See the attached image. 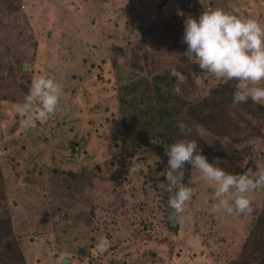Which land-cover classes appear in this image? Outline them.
I'll return each mask as SVG.
<instances>
[{"label":"rangeland","instance_id":"rangeland-1","mask_svg":"<svg viewBox=\"0 0 264 264\" xmlns=\"http://www.w3.org/2000/svg\"><path fill=\"white\" fill-rule=\"evenodd\" d=\"M213 9L264 26V0H0V264H264V189L248 214L213 212L214 184L185 163L189 219L176 222L168 206L165 150L177 140L228 173L264 166L256 103L251 113L228 95L223 121L184 113L181 133L157 121L147 95L164 57L190 70L195 100L222 81L174 63L163 41L177 27L148 42L162 22ZM40 75L62 93L47 121L26 128L16 105Z\"/></svg>","mask_w":264,"mask_h":264},{"label":"clouds","instance_id":"clouds-1","mask_svg":"<svg viewBox=\"0 0 264 264\" xmlns=\"http://www.w3.org/2000/svg\"><path fill=\"white\" fill-rule=\"evenodd\" d=\"M182 42L186 45L183 53L192 60L203 73L216 80H235L236 89L232 94V106L249 99L264 105V26L254 18H240L221 9L203 11L198 18L186 16L183 20ZM177 84H182L185 75L177 68L170 72ZM179 91V88L176 89ZM61 85L53 78L40 75L31 81L29 92L23 102L16 105V112L22 118L20 123L26 128H35L38 122L47 121L57 110ZM181 133L185 131L182 121L176 122ZM167 166L164 179L169 196L168 206L173 210L176 222H184L185 204L190 200L192 189L183 183L185 163L191 165L201 176L214 184L212 199L215 212L220 207L228 215L251 212L250 194L264 189V166L257 165L254 176L246 173L232 174L209 163L205 156L197 152L194 140H177L165 150ZM142 166L131 165L129 172H136ZM123 198L129 199L124 193ZM109 241L101 237L96 249L104 253Z\"/></svg>","mask_w":264,"mask_h":264},{"label":"trees","instance_id":"trees-1","mask_svg":"<svg viewBox=\"0 0 264 264\" xmlns=\"http://www.w3.org/2000/svg\"><path fill=\"white\" fill-rule=\"evenodd\" d=\"M174 17L168 21L166 20L162 22L157 28H153L152 32L149 34L148 42L155 45L159 36H163L165 32L168 34L174 33V28L177 27L176 30L180 32V36L172 40H165L163 43L167 45V50L172 51L176 55L171 57L174 63H180L187 60V57L183 55L186 49V45L182 42L183 19L179 17L176 21ZM164 61H166V63L162 62V65L159 63V67L161 68L160 73L154 76L155 82L153 91H151V94L147 93L148 98L153 99L156 104L155 115L157 121L176 131H180L176 127V122L178 121L177 118L178 116H182L184 113L191 116L192 119L203 117L216 120L218 124L223 121L229 109L227 108L229 103L223 97L228 95L232 96L236 89L237 82L235 80L219 81L215 86L211 87L207 96L199 100H195L196 97H190L189 91L187 90V86L193 88V76L191 75L190 70H187L184 63L177 68L185 75V80L183 82L185 87H183V83L177 84L175 77L170 75L171 69L167 66V60L165 57ZM177 88H179V91L176 90ZM185 95L189 100L185 98ZM243 103L247 105L246 107L251 113L256 110L257 105L258 112L264 115V105L257 103L255 105V103L250 99ZM220 126L222 129L225 128L224 125ZM165 141L168 143L166 138ZM236 170L237 172L232 173H241V169L237 166ZM9 218L10 217L3 221L2 225L11 229V221Z\"/></svg>","mask_w":264,"mask_h":264}]
</instances>
